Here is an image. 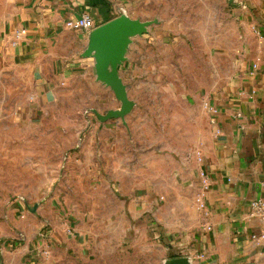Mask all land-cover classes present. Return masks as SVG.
<instances>
[{
  "label": "rangeland",
  "instance_id": "374dc122",
  "mask_svg": "<svg viewBox=\"0 0 264 264\" xmlns=\"http://www.w3.org/2000/svg\"><path fill=\"white\" fill-rule=\"evenodd\" d=\"M126 2L122 13L157 22L118 66L132 107L109 118L115 127L94 113L120 107L94 70L70 74L45 101L32 71L0 51V264H197L186 248L201 210L182 162L206 130L203 97L232 67L233 1ZM43 216L49 224L28 233Z\"/></svg>",
  "mask_w": 264,
  "mask_h": 264
},
{
  "label": "crops",
  "instance_id": "0c3cea01",
  "mask_svg": "<svg viewBox=\"0 0 264 264\" xmlns=\"http://www.w3.org/2000/svg\"><path fill=\"white\" fill-rule=\"evenodd\" d=\"M232 1L238 38L232 67L219 68L226 71L225 76L218 74L220 81L203 97L206 130L193 145L195 153L183 155L182 162L194 192L190 201L195 202L201 191V171L208 183L203 195L205 207L199 208L194 218L186 248L195 254L197 264H264V239L251 238V233L261 229L260 222L249 207L254 198L264 200V0ZM128 7L126 0H10L0 18V51L32 71L47 101L52 88L70 74L94 70L93 59L82 56L89 31L67 28L64 22L87 14L97 26ZM254 26L260 37L254 35ZM20 28L25 34L16 39L15 31ZM146 34L136 37L152 41V35ZM166 49L172 52L173 48ZM153 53L155 60L159 52ZM103 122L105 127L116 124L112 119ZM23 200L26 205L32 202L26 197ZM37 206L35 214L29 213L34 219L41 210ZM47 221L45 216L39 218L28 233H37L42 225L49 224ZM172 248L167 244V251Z\"/></svg>",
  "mask_w": 264,
  "mask_h": 264
},
{
  "label": "water",
  "instance_id": "95a60500",
  "mask_svg": "<svg viewBox=\"0 0 264 264\" xmlns=\"http://www.w3.org/2000/svg\"><path fill=\"white\" fill-rule=\"evenodd\" d=\"M156 22L131 18L123 12L89 30L82 56L93 59L96 80L108 86L115 98L120 101L118 109H110L105 115L94 110L100 120L118 117L122 119L131 110L132 102L127 96L126 85L118 74V66L126 59L132 38L147 33L148 27ZM35 208V204L28 206L31 213H35ZM164 264H190V262L187 257H172L165 259Z\"/></svg>",
  "mask_w": 264,
  "mask_h": 264
},
{
  "label": "built area",
  "instance_id": "2783aa9c",
  "mask_svg": "<svg viewBox=\"0 0 264 264\" xmlns=\"http://www.w3.org/2000/svg\"><path fill=\"white\" fill-rule=\"evenodd\" d=\"M64 25L65 27L70 29L84 30V31H89L95 27V23L93 19L87 14H82L80 15V17L77 18L67 19L64 22ZM24 34H25V29L20 28L15 31V38L18 39ZM253 67H255V65H253ZM214 111L215 110L212 109V112ZM198 160H200L199 157ZM199 177L201 182V191L196 195L195 203L197 204L198 208L203 209L205 207L203 195L205 190L208 188V183H207V177L204 172L201 171ZM261 186L264 189V180L261 182ZM21 201H23V199H21L19 202ZM249 207L251 209V214H255L257 216L261 226V229L258 232L251 233V238L264 239V200H262L261 198H254L250 200Z\"/></svg>",
  "mask_w": 264,
  "mask_h": 264
}]
</instances>
